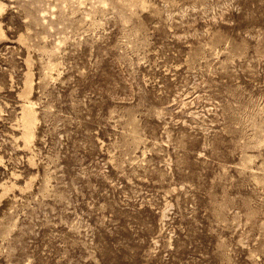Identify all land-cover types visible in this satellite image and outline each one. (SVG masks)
<instances>
[{
  "label": "rangeland",
  "instance_id": "rangeland-1",
  "mask_svg": "<svg viewBox=\"0 0 264 264\" xmlns=\"http://www.w3.org/2000/svg\"><path fill=\"white\" fill-rule=\"evenodd\" d=\"M0 264H264V0H0Z\"/></svg>",
  "mask_w": 264,
  "mask_h": 264
},
{
  "label": "bare ground",
  "instance_id": "bare-ground-1",
  "mask_svg": "<svg viewBox=\"0 0 264 264\" xmlns=\"http://www.w3.org/2000/svg\"><path fill=\"white\" fill-rule=\"evenodd\" d=\"M29 115V114H28ZM31 115V114H30Z\"/></svg>",
  "mask_w": 264,
  "mask_h": 264
}]
</instances>
